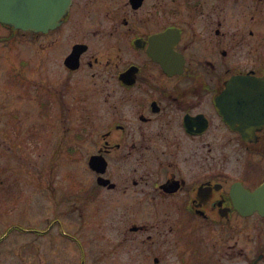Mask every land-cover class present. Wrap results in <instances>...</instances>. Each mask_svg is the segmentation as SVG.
Returning <instances> with one entry per match:
<instances>
[{
  "label": "flooded vegetation",
  "instance_id": "af4514ba",
  "mask_svg": "<svg viewBox=\"0 0 264 264\" xmlns=\"http://www.w3.org/2000/svg\"><path fill=\"white\" fill-rule=\"evenodd\" d=\"M30 205L92 264H264V0H0V222ZM45 230L0 264H76Z\"/></svg>",
  "mask_w": 264,
  "mask_h": 264
},
{
  "label": "rangeland",
  "instance_id": "374dc122",
  "mask_svg": "<svg viewBox=\"0 0 264 264\" xmlns=\"http://www.w3.org/2000/svg\"><path fill=\"white\" fill-rule=\"evenodd\" d=\"M81 168L82 173H84L86 167L81 166ZM36 207L37 206L35 205H30L28 208H17L16 206V208L11 211V215L7 216L6 213H3V220L0 222V227L2 229L0 239L1 237H5V240H2L0 244L6 243L7 239L15 237L18 234H23L29 238L35 236V234L37 237L39 234L41 236V233H39L41 232L40 230L46 228L45 231L49 236L59 235L62 237L57 239L56 242H59L60 248L65 255H71V261L73 263L77 264L79 262V264H92L91 256L94 253L91 251V249L93 247L92 242L87 238L86 234L91 229V227H88L87 222L84 221L85 215L88 214L80 215V218L78 219L79 222L75 225L69 224V219L64 216L62 219L63 222L60 221L58 223L59 228L52 229V224L48 225V223H50L49 221L46 222L43 221L45 219L42 220L40 218L39 213H37L39 210H37ZM99 215L100 214L98 213L92 214V226L98 225L101 226L103 230H105L106 227L104 226V223L99 220ZM58 219L56 218L55 220L58 221ZM103 247L107 246L98 245L96 253L100 254ZM134 247V245L128 247V252L122 250L121 254L126 252L128 254H133V252H135L133 251Z\"/></svg>",
  "mask_w": 264,
  "mask_h": 264
}]
</instances>
